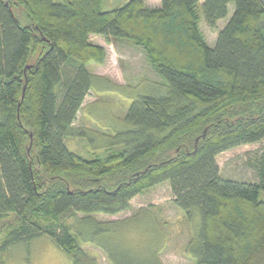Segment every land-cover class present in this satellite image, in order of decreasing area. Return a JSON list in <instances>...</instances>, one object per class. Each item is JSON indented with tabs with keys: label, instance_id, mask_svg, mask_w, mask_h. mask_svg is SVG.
I'll list each match as a JSON object with an SVG mask.
<instances>
[{
	"label": "trees",
	"instance_id": "obj_1",
	"mask_svg": "<svg viewBox=\"0 0 264 264\" xmlns=\"http://www.w3.org/2000/svg\"><path fill=\"white\" fill-rule=\"evenodd\" d=\"M101 3L0 0V264L42 238L73 264H98L84 234L118 224L96 216L126 212L165 182L194 227L186 253L195 264H264V147L248 159L254 182L224 178L216 160L264 143V0H161L155 8L128 0L109 11ZM231 4L210 46L200 13L216 29ZM93 35L142 47L160 81L124 91L102 85L134 94L122 127L85 158L67 140L97 139L74 127L106 80L91 70L107 59ZM69 213L73 224L63 220ZM102 248L112 264H161L158 249L136 261Z\"/></svg>",
	"mask_w": 264,
	"mask_h": 264
},
{
	"label": "rangeland",
	"instance_id": "obj_2",
	"mask_svg": "<svg viewBox=\"0 0 264 264\" xmlns=\"http://www.w3.org/2000/svg\"><path fill=\"white\" fill-rule=\"evenodd\" d=\"M128 0H102L101 8L109 11L123 6ZM146 5L155 8L161 6V0H144ZM234 12V5L229 6V15L218 22L216 29L210 28L201 11V31L210 46H214L219 31L226 25ZM94 44L103 46L107 52L104 65H91V70L106 80L100 82L87 96L83 108L74 123L76 129L86 132V135H96L97 139L89 143V139L76 137L67 140V146L85 158L96 155L95 145L109 142L108 135H114L122 127L121 119L130 104L127 96L134 93H120L111 90V85L134 90L139 84H147L150 80L160 81L150 64L145 50L129 41L111 39L108 41L101 36H91ZM108 84L110 88L102 89ZM131 87V88H129ZM134 87V88H133ZM99 131V132H97ZM106 135V136H105ZM264 143L243 145L226 151L217 157L221 175L224 178L238 181H257L255 171L248 166V159L254 153L260 152ZM71 149V150H72ZM264 200V192L260 194ZM173 196L169 182L159 184L136 196L131 202V208L115 216L101 214L96 219L101 223L115 222L117 226L102 228L105 233H95L87 229L84 234L82 247L84 251L96 260L98 264H112L102 247L110 253L124 250L133 258L141 261L144 258L152 260L151 254L158 249L161 264H195V261L186 253L187 245L191 242L194 227L188 221L183 210L173 203ZM148 213V214H147ZM152 219V223L149 222ZM69 224L75 222L72 213L64 216ZM193 222V221H192ZM197 226L198 221H194ZM123 236V234H125ZM141 244L145 248H140ZM102 246V247H101ZM145 256V257H142ZM5 264H73V260L59 249L50 239L42 238L31 244L30 247L19 246L13 250Z\"/></svg>",
	"mask_w": 264,
	"mask_h": 264
},
{
	"label": "water",
	"instance_id": "obj_3",
	"mask_svg": "<svg viewBox=\"0 0 264 264\" xmlns=\"http://www.w3.org/2000/svg\"><path fill=\"white\" fill-rule=\"evenodd\" d=\"M29 68H31V67H29Z\"/></svg>",
	"mask_w": 264,
	"mask_h": 264
}]
</instances>
